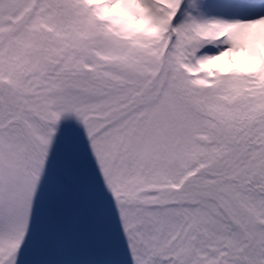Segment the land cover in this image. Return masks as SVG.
<instances>
[{
  "label": "snow or ice",
  "instance_id": "1",
  "mask_svg": "<svg viewBox=\"0 0 264 264\" xmlns=\"http://www.w3.org/2000/svg\"><path fill=\"white\" fill-rule=\"evenodd\" d=\"M0 264H264V0H0Z\"/></svg>",
  "mask_w": 264,
  "mask_h": 264
},
{
  "label": "rangeland",
  "instance_id": "2",
  "mask_svg": "<svg viewBox=\"0 0 264 264\" xmlns=\"http://www.w3.org/2000/svg\"><path fill=\"white\" fill-rule=\"evenodd\" d=\"M66 226L69 229L66 246L75 258L96 259L103 257L104 245L96 238L94 228L87 221L70 217Z\"/></svg>",
  "mask_w": 264,
  "mask_h": 264
},
{
  "label": "bare ground",
  "instance_id": "3",
  "mask_svg": "<svg viewBox=\"0 0 264 264\" xmlns=\"http://www.w3.org/2000/svg\"><path fill=\"white\" fill-rule=\"evenodd\" d=\"M243 54H239L238 56H237V59L240 57V56H242Z\"/></svg>",
  "mask_w": 264,
  "mask_h": 264
}]
</instances>
